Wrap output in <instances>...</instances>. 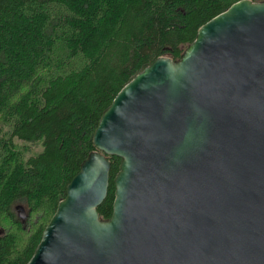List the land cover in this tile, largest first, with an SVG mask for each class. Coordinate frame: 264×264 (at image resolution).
<instances>
[{
	"label": "water",
	"instance_id": "95a60500",
	"mask_svg": "<svg viewBox=\"0 0 264 264\" xmlns=\"http://www.w3.org/2000/svg\"><path fill=\"white\" fill-rule=\"evenodd\" d=\"M92 142L25 264H264V0L135 73Z\"/></svg>",
	"mask_w": 264,
	"mask_h": 264
},
{
	"label": "trees",
	"instance_id": "16d2710c",
	"mask_svg": "<svg viewBox=\"0 0 264 264\" xmlns=\"http://www.w3.org/2000/svg\"><path fill=\"white\" fill-rule=\"evenodd\" d=\"M234 1L0 0V264L28 261L120 87Z\"/></svg>",
	"mask_w": 264,
	"mask_h": 264
},
{
	"label": "bare ground",
	"instance_id": "6f19581e",
	"mask_svg": "<svg viewBox=\"0 0 264 264\" xmlns=\"http://www.w3.org/2000/svg\"><path fill=\"white\" fill-rule=\"evenodd\" d=\"M48 9V8H47ZM53 11V10H52Z\"/></svg>",
	"mask_w": 264,
	"mask_h": 264
},
{
	"label": "rangeland",
	"instance_id": "374dc122",
	"mask_svg": "<svg viewBox=\"0 0 264 264\" xmlns=\"http://www.w3.org/2000/svg\"><path fill=\"white\" fill-rule=\"evenodd\" d=\"M185 47V46H184Z\"/></svg>",
	"mask_w": 264,
	"mask_h": 264
}]
</instances>
